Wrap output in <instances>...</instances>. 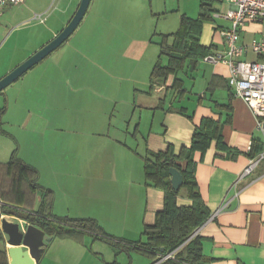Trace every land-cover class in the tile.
<instances>
[{"label": "crops", "instance_id": "crops-1", "mask_svg": "<svg viewBox=\"0 0 264 264\" xmlns=\"http://www.w3.org/2000/svg\"><path fill=\"white\" fill-rule=\"evenodd\" d=\"M92 2H95V0H91L84 18L72 34L73 38L71 37L67 41L70 44L76 43L78 44L77 46L84 45L85 47L90 44L91 40L97 39L98 43H96L102 49L101 52L107 54L109 48H106L105 45L107 44L105 43L106 39H104L106 36L104 35L102 38L100 31H105L106 24L112 16L110 12L102 15L100 12L92 11L93 8H90L93 4ZM215 2L212 3L210 8L213 10L210 20L202 24L199 43L206 48L211 47L210 55H224L227 47L221 32L229 29L231 23L222 18L221 15L233 10V7L225 2H217L218 6H214ZM79 3L80 0H25L17 6L22 10L20 13L22 15L27 14L31 21H33L32 18L35 14H44L46 16L44 23L36 22L43 26L46 31V34L44 33L46 41L41 45L43 46L66 26ZM223 4L227 5L225 13L221 12ZM11 7H16V5L4 4L0 10V17L4 9ZM101 11H107V8L102 7ZM29 14L32 15L29 16ZM95 15L104 18L106 23L98 25L92 22L91 28H89V21ZM85 19L87 20L84 22ZM22 21L25 20L23 19ZM111 30L113 28L109 32ZM263 31L261 23L245 22L238 31V45L248 47L252 41L261 38ZM97 34H99V37H97ZM82 40H85V43H82ZM67 41L64 45L69 44ZM135 41L131 40L133 42L131 43L132 46ZM149 41L151 44L153 43L151 39ZM168 41H171V39L169 38ZM160 42L157 44L159 45ZM75 47L76 45L73 44L67 46L70 50L71 48L75 49ZM118 52L123 54L125 48L119 49ZM113 53L114 49L108 55L109 58H99L100 61L103 60L105 62L100 66L101 73H91V76L100 78L102 85L99 86L98 91L106 94L102 98L103 103L107 109H110L111 115L115 117L117 108L122 105L120 102L125 100L124 94H127L128 83L114 73L115 69L117 70L116 64H118V60L113 57ZM129 53L127 52L126 54L128 55ZM27 56L29 55L21 57V60H24ZM130 57V65H140V60H136L137 57L133 59L132 54ZM108 60H111V65L106 66ZM241 60L250 62L263 61L261 57L254 55L249 49L241 57ZM228 79L229 69L223 63L214 64L203 62L200 59L194 67L193 65H185L182 71L168 76L164 84L158 83L153 85L152 90H148L146 94L150 95L155 91L162 97L157 100L158 102L156 101L157 104L139 106L141 110L140 118L135 123L133 131L130 132L131 115L134 111L133 108H136L135 100L133 99L130 117L125 118L121 122L124 123V128L114 129L132 137V142L135 145V149L129 148L132 153L137 154L138 150L141 151L138 155L140 160L135 158V156L127 157L128 164L136 165V169L134 168L135 172L134 169L125 171L124 167L119 172L113 169L111 165L116 159V154L109 155L104 150L100 155L105 163L102 169L98 170L96 168L95 161L87 160L84 166L79 164L78 157H81L85 149L88 150L89 148L84 146L81 151V142H83L85 135L80 133L78 127H74L79 123V118L76 117L77 119L74 120L75 117L68 116L70 111H72L70 105L65 109V113H62L64 103L59 99L58 94L55 100L50 102V105H56L54 115L48 117L41 112L38 120L32 121L31 117L25 120L23 124L25 126V135H30L32 141L38 142L39 153L31 154L29 162L27 159L22 158L19 152H17L18 157L37 169L39 173L38 183L51 192L50 200H41L39 196L32 199V191L25 187L23 188L25 200H11L14 180L11 175L3 172V167H5L7 161L6 163H0V206L33 215L32 210H37L43 203H50V206L46 208V212L51 214L52 219L40 217L42 220L53 221L54 218L80 220L94 226L92 230H84L81 227L77 228L65 224V227L80 231L83 234L80 236L76 235L79 237L78 239L58 236L50 237V241L44 248L38 264L164 263L165 261L158 259V254L156 253L144 254V247L140 245L144 243L142 236L144 226L154 223L155 214L163 206V193L147 185L144 181L143 155L145 149L151 152H163L171 149L174 154H177L181 147H189L195 127L199 126L205 118L219 122L222 142L227 146L229 152L217 151L215 141H212L203 156L199 152H195L193 155L197 189L209 213L208 219L198 229L196 235L199 240L203 263L264 264V161H260L251 173L243 175V170L247 167L249 161L252 160L247 157L252 142L256 144L257 142H263L264 119L260 120L259 127H257L255 116L247 105L234 95L232 88L228 84ZM175 80L179 81L178 85L174 84ZM150 85L149 82V87ZM144 98L145 96L142 98V102ZM184 101L189 103L188 108L183 106L175 107V104H180ZM124 105L128 108L127 104ZM143 114L146 115L145 118ZM106 119L104 116L99 124L105 126L104 129L107 128L109 131L112 117L109 119L108 124ZM65 124L70 126V130L64 127ZM86 124L96 126L98 122L92 116ZM107 133L103 135L92 134L91 137L103 136L104 147L111 143H114L116 147H119L118 144L123 146L122 141L113 139V142L108 139L109 135ZM63 136H65L64 142L66 144H73L71 153L75 154V156L71 160L72 167L61 171L63 167H54L53 164L55 162L61 163V161L66 162L67 159L63 157L56 158L53 152H45V150L57 146L60 143L58 140ZM125 140L129 141L127 138ZM129 155L132 154L129 153ZM38 162H41V168L36 166ZM43 163L46 166L45 168H43ZM122 171L125 173L122 174ZM61 172L71 175L62 176ZM80 174L85 175L82 176L87 178L88 183L93 182L95 179L109 181L113 177L119 178L123 182L126 187L124 195L116 199L113 204L122 207L120 218L115 220L118 227L117 224L116 226L107 224L104 220L109 208H107L106 204L102 205L101 203L106 200H99L100 203L98 204L88 203V212L83 211L80 213L79 208H77L76 215H72L74 205L71 200L61 199V188L70 185L72 178H79L78 175ZM43 175L56 180L59 186L56 189L52 187L51 182H46L43 179ZM120 176H124L125 179H121ZM126 181H129L128 188ZM19 184L23 183L16 179L15 188ZM176 202L178 206L191 205V200L186 190L180 192ZM225 203H228V206L219 211ZM93 210L97 211L95 215L89 213ZM1 217H6L10 221H18L15 216H7L0 213ZM2 237V239L0 238V264H9L8 245L5 242V237L3 235Z\"/></svg>", "mask_w": 264, "mask_h": 264}, {"label": "rangeland", "instance_id": "rangeland-1", "mask_svg": "<svg viewBox=\"0 0 264 264\" xmlns=\"http://www.w3.org/2000/svg\"><path fill=\"white\" fill-rule=\"evenodd\" d=\"M92 3L93 4L90 6V8H93L92 11L100 12L102 15H106L110 12L112 16L106 24L105 31H100V33H102V38L104 35L106 36L104 39H106L105 43L107 44L105 45L106 48H109V51L108 53L106 52L107 54L102 53V49L99 45L91 40L89 43L90 45L92 44V46L84 48L82 55L88 60H97V58L106 59L109 58L108 55L111 53V50L114 49L113 57L118 60V64H116L117 70L115 69L114 73L121 79H124L128 83V86L126 90L127 94H124L125 100L120 102L122 105L117 108L115 117L112 115L109 131L107 128L104 129L105 126L99 124L101 121L99 108L95 107L90 109V111H93L92 116L96 118L98 124L96 126L88 124L84 126L85 133L83 134L85 138H83V142H81V151L84 149V146L89 149H85L84 153L81 154V157H78L77 160L81 166L86 165L85 162L87 160L92 162L95 161L96 168L98 170L102 169L105 163L100 155L104 150L109 155L116 154V159L111 165L113 169L119 172L124 167L125 171H130L134 169L136 165L128 164L127 157L135 156V158L140 160L138 155L141 151L138 150L137 154L132 153L129 150V148L135 149L132 137L115 129L124 128V123L121 122L125 118L130 117L132 109L131 102L133 99L135 100L136 108H133L134 111L131 115L130 132L133 131L135 123L140 118L141 110L139 106L157 104V100L162 97V95L155 93V91L150 95L146 94L150 89V72L159 55V45L157 43L161 41L162 35L172 34L177 31L182 16L196 19L200 13V3L199 0H95V2ZM214 6H218V3L215 2ZM226 6V4H223L221 12L223 11L225 13ZM102 7L107 8V11H101ZM20 11L22 10L19 6L6 8L3 10V14L0 17V79L39 50L42 47V43L46 41L44 36L46 31L44 27L40 26L36 21H31L27 14L22 15ZM31 15L29 14V16ZM23 19L25 21H22ZM86 20L87 19H85L84 22ZM92 22L103 25L106 23V20L95 15L91 21H89V28H91ZM111 28H113V30L109 32ZM150 39L153 41L152 44L149 41ZM131 40H137L133 46L131 45V43H133ZM81 42L85 43V40ZM168 43L170 44L171 41H168ZM69 44H63V47L60 46L58 48L59 54L67 55L70 53V49H68L67 46L71 44L78 45L76 43ZM64 47H66L65 50ZM123 48H125V52L120 54L118 51ZM127 52L130 53L127 55ZM131 54L133 55V59L137 57L136 60H140V65L137 64L135 66L129 64L131 61ZM25 55L29 56L21 60V57ZM162 60L165 61V58L163 57ZM110 63L111 60H108L106 66L111 65ZM39 64L30 69L0 94V108L3 106L6 107V113L0 114V163H6L13 151L19 152V155L27 159L28 162L30 161L29 156L31 154L34 155L39 153L38 142L32 141L30 135H25V126L23 125L24 121L28 120L30 117L32 121L38 120L39 110H42L41 108L52 101L48 99L49 96H45L41 94L38 89H35L36 87L41 88V86L46 87L47 85L45 81L46 78L43 77L41 81V76H39L38 72L40 68H44V64L48 63L44 62ZM55 66L58 67L56 64ZM37 74L38 76H36ZM30 77L31 80L34 79L33 82H35V84L31 82L32 86H30V83L29 86L26 83ZM33 86H35V88H32ZM144 96L145 98L142 102L141 100ZM127 100L128 102L126 103ZM124 104H127L128 108ZM25 106L30 109L27 111V109L24 108ZM181 106L188 108L189 103L184 101L180 104H175V107ZM64 107H66V102L64 103ZM143 117L145 118L146 115L143 114ZM84 118H86V116ZM106 123L108 124L109 121L106 120ZM1 131H6L9 135H3ZM106 133L109 135L108 139L111 141H113V139L122 141L123 146L118 144L119 147H116L114 143H111L104 147L103 136L91 137L92 134L103 135ZM62 138L58 140L60 143L57 144V146L45 150V152H53L56 158L63 157L67 159L66 162L61 161V163L55 162L53 164L54 167H63L61 171L72 167L71 160L75 156V154L71 153L73 144H66L64 142L65 136ZM126 138L129 141L125 140ZM128 152L132 155H129ZM40 163L41 162H38L36 166L40 167ZM45 167L43 163V168ZM121 173L123 174L125 172L122 171ZM61 174L62 176L71 175L66 172H61ZM82 175L85 176L84 174H80L78 175L79 178H72L70 185L61 188V199L71 200V203L74 205L72 215H76L77 208H79L80 213L83 211L88 212V203L92 204L93 202L98 204L100 203L99 200H106L101 203L102 205L106 204L108 206L107 208H109L108 214L104 220L107 224L116 226L117 221L115 220L120 218L122 207L113 204L116 202V199L124 195L126 187L123 182L119 180V178L113 177L109 181L95 179L93 182L91 181L88 183L87 178H84ZM120 178L125 179L124 176H120ZM43 179L46 182H51L52 187H55V189L59 186L56 180L50 179L46 177V175H43ZM128 182L129 181H126L127 188ZM183 191L184 189L180 190V192ZM96 212V210H93L89 213L95 215Z\"/></svg>", "mask_w": 264, "mask_h": 264}, {"label": "trees", "instance_id": "trees-1", "mask_svg": "<svg viewBox=\"0 0 264 264\" xmlns=\"http://www.w3.org/2000/svg\"><path fill=\"white\" fill-rule=\"evenodd\" d=\"M213 1L200 0V13L196 19L182 16L178 31L172 35L162 36L159 44V55L150 72V90H152L153 85L158 83L164 84L168 76L182 71L185 65H193L194 67L198 60L210 55L211 47L206 48L201 46L199 37L202 24L209 21L210 15L213 13V10L210 9ZM97 35L99 37V34ZM169 38L171 39L170 44L168 43ZM93 42L98 43L97 39H94ZM87 46L90 47L92 44H88ZM87 46L81 45L76 46L75 49L71 48L70 53H66L67 55L58 54L59 50L51 53L43 62H40L48 64H44V68H40L38 72L39 76H41V81L43 77L46 78V87H32L38 89L41 94L49 96L48 99L52 101L55 100L58 94L59 99L63 103L66 102V107L63 108L62 113H65V109L70 105L72 111H70L68 116L75 117L74 120L77 119L76 117L79 118V123L74 127H78L80 133H85L84 126L92 117L93 111H90V109L99 108L101 119L105 116L106 120L109 121L112 117V112H109L110 109L106 108L102 100L106 94L98 91L99 86L102 85L100 78L91 76V73L97 72L100 74V66L105 62L103 60L100 61L99 58L97 60H88L84 57L82 52ZM162 57L165 58V61L162 60ZM33 80L28 78L26 81L27 85L29 86V83L30 86L35 84ZM174 84L178 85L179 81L175 80ZM24 108L27 111L30 109L27 106ZM41 109L39 110V115L43 112L50 117L56 112V105H50V102H48ZM2 113H6L5 106L0 108V114ZM85 116L86 118H84ZM64 127L70 130V126L66 124ZM220 129L221 126L218 121L205 118L199 126L195 127L189 147H181L177 154H174L171 149L163 152H151L145 149L143 155L144 181L147 185L163 193V206L155 214L154 223L144 226L142 232L144 243L140 245L144 247V254L156 253L158 254V258L175 251L174 259L166 260L161 264H204L198 237L194 236L188 241L191 235L209 217V213L197 189L193 155L195 152H199L203 156L212 141H215L217 151L229 152L227 146L222 142ZM1 133L9 135L6 131H1ZM262 148L261 142H257V144L252 142L247 157L254 159L262 151ZM170 168H175L182 175L183 184L178 191H174L170 184ZM3 172L11 175L14 180L11 200H25L24 187L32 191V199L39 196L41 200H50L51 192L38 183L39 173L37 169L18 157L17 151L11 153L8 162L3 167ZM16 179L23 184H19L15 188ZM181 189L187 191V195L191 200L190 206L177 205L176 198L180 194ZM49 206L50 203H43L37 210H32L33 215L0 206V213L7 216H15L26 223L35 225L44 231L45 235L49 238L58 236L78 239L79 237L76 235L80 236L83 234L80 231L65 227V224L77 228L81 227L84 230H92L94 228L88 222L80 220L55 218L53 221L42 220L40 217L52 219L51 214L46 212V208ZM0 238H3L1 232Z\"/></svg>", "mask_w": 264, "mask_h": 264}, {"label": "built area", "instance_id": "built-area-1", "mask_svg": "<svg viewBox=\"0 0 264 264\" xmlns=\"http://www.w3.org/2000/svg\"><path fill=\"white\" fill-rule=\"evenodd\" d=\"M25 0H0V10L6 3L11 5H20ZM225 2L233 7V10L221 15L222 18L230 21L231 27L222 30L227 51L224 55H208L202 59L203 62L223 63L229 69L228 84L232 88L236 97L240 98L257 120L259 127L260 120L264 119V31L260 39L254 40L248 47L239 46V29L247 21L259 22L264 29V0H214ZM33 21L43 23L46 20L44 14H35ZM250 50L254 55L262 58V62H250L241 60V57ZM263 150L255 158L249 161L247 167L243 170V175L251 173L260 161H264V138ZM228 206L225 203L219 211ZM199 229V228H198ZM198 229L191 235L188 241L197 235ZM175 251L167 253L160 258V261L174 259Z\"/></svg>", "mask_w": 264, "mask_h": 264}, {"label": "water", "instance_id": "water-1", "mask_svg": "<svg viewBox=\"0 0 264 264\" xmlns=\"http://www.w3.org/2000/svg\"><path fill=\"white\" fill-rule=\"evenodd\" d=\"M90 2L91 0H80L73 16L56 36L0 79V94L30 69L56 51L72 36L84 18ZM169 176L172 189L178 191L183 184L181 173L175 168H170ZM0 232L5 237V242L8 245L9 264H38L44 248L50 241L44 231L33 224L26 223L22 219L10 221L6 217H1Z\"/></svg>", "mask_w": 264, "mask_h": 264}]
</instances>
